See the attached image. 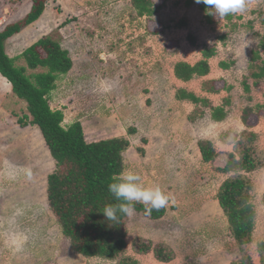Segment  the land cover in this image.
Returning <instances> with one entry per match:
<instances>
[{"label":"rangeland","instance_id":"rangeland-1","mask_svg":"<svg viewBox=\"0 0 264 264\" xmlns=\"http://www.w3.org/2000/svg\"><path fill=\"white\" fill-rule=\"evenodd\" d=\"M44 1L41 18L6 42V54L15 58L51 34L60 39L73 59L72 70L57 82L50 98L52 110L64 113L63 127L80 122L88 143L127 139L131 145L123 153L126 170L170 197L159 220L138 212L129 217L126 256L138 264H238L246 253L259 264L264 168L249 175L257 215L251 244L241 248L232 238L217 194L228 179L219 172L228 158L220 136L246 130L240 119L247 107L255 108L251 118L252 125L259 119L255 147L264 153V79L252 78L251 69L253 64L262 65L252 58L260 42L256 34L264 36V0H249L248 10L234 15L235 31L226 27V17L215 16L214 24H209L202 3L195 0H156L162 7L152 19L138 18L126 0ZM32 7L33 0H0V30L24 19ZM204 47L217 51L210 62L211 75L190 83L176 79L175 65H194L202 59ZM261 56L264 59L263 50ZM222 62L234 64L224 70ZM16 65L25 62L18 60ZM210 80L218 81L219 88L233 89L209 94L202 85ZM179 89L209 99L213 106L230 98L228 119L214 123L209 110L193 119L195 106L176 99ZM23 115H28L27 104L0 74V264H118L72 250L48 201L47 178L56 163L41 131L19 123ZM204 141L218 152L212 163L202 160L199 142ZM233 142L231 136L226 144ZM17 210L22 214L16 215ZM21 232L28 239L17 250L9 241ZM138 240L165 244L176 257L161 263L152 252L139 254Z\"/></svg>","mask_w":264,"mask_h":264},{"label":"trees","instance_id":"trees-1","mask_svg":"<svg viewBox=\"0 0 264 264\" xmlns=\"http://www.w3.org/2000/svg\"><path fill=\"white\" fill-rule=\"evenodd\" d=\"M126 1H129L138 18L152 19L162 7L156 6V0ZM201 8L206 11L204 4H201ZM45 10L44 0H33L32 11L24 19L0 30V74L12 85L13 94L27 104L28 115H23L19 123L35 126L41 131L56 163L55 172L47 178L48 201L72 250L87 258L118 264H138V261L126 256L129 217L121 214L119 221L113 222L106 220L102 213L106 205L118 203L108 191V185L118 180L119 175L126 170L123 153L130 148V142L119 138L88 143L80 122L69 128L63 127L64 113L52 110L50 98L57 89V82L72 70L73 59L54 34L41 38L15 58L6 54V42L35 24ZM206 17L209 24H214L213 16L207 14ZM234 17H226V27L235 31L238 25L233 23ZM241 18L238 17L239 20ZM256 36L260 38V42L258 50L253 51L252 60L261 61L262 65L253 64L251 69L254 70L252 78L260 81L264 79V59L261 56V51H264V36ZM225 39L226 37L222 38ZM190 40L195 44L192 37ZM216 56L215 48L204 47L202 59L194 65L186 62L175 65L176 79L187 83L207 77L211 72L210 60ZM18 60H24L25 66H17ZM233 64L222 62L220 67L228 70ZM29 71L32 73L28 74ZM244 86V90L249 93L247 81ZM226 87L219 88L216 80L205 81L202 85L205 92L214 95L230 93L233 89L231 86ZM176 99L195 106L193 119L204 117L205 110H209L211 119L215 122H223L228 117L231 105V99L226 98L221 106H213L208 99L183 89L177 91ZM260 107L262 108L261 105ZM255 114V108L247 107L243 111L242 121L246 124ZM221 139L227 142L228 134L222 135ZM256 140L257 135L248 131L234 135L233 151L227 155L225 166L219 169V172L228 175V179L219 188L218 204L227 218L232 238L241 248L252 243L257 216L252 202L253 184L249 175L264 168V153L256 149ZM199 150L203 162L215 161L217 152L211 142H199ZM135 207V212L151 220L163 218L167 210L165 207L147 215L142 204H136ZM141 241L138 240L135 245L139 254L152 252L161 263H171L176 257L174 250L165 244L152 245L151 242ZM258 252L259 264H264V242L258 244ZM238 264L256 263L244 253Z\"/></svg>","mask_w":264,"mask_h":264},{"label":"clouds","instance_id":"clouds-1","mask_svg":"<svg viewBox=\"0 0 264 264\" xmlns=\"http://www.w3.org/2000/svg\"><path fill=\"white\" fill-rule=\"evenodd\" d=\"M195 3L204 4L208 15L220 18L243 14L249 6V0H195ZM108 191L118 203L106 205L102 213L106 220L113 222H118L121 214L126 217L133 216L136 204H142L145 213L151 215L153 210L165 208L170 200L159 186H146L141 176L130 170L123 171L118 180L109 183ZM20 214L22 211L17 210L16 215ZM27 239V235L22 232L14 233L9 242L18 250Z\"/></svg>","mask_w":264,"mask_h":264},{"label":"crops","instance_id":"crops-1","mask_svg":"<svg viewBox=\"0 0 264 264\" xmlns=\"http://www.w3.org/2000/svg\"><path fill=\"white\" fill-rule=\"evenodd\" d=\"M212 60V59H211ZM211 60H210V62H211ZM200 61V60H199ZM190 64V63H189ZM192 65V64H191ZM210 66H211V63H210ZM211 73H212V66H211V72H210V74L208 75V76H210L211 75ZM207 76V77H208ZM206 78V77H205ZM200 79H204V78H200ZM196 80V79H195ZM192 81H194V80H192ZM192 81H190V82H192ZM190 82H187V83H190ZM185 83V82H184ZM183 90H186V89H183ZM187 92H190V93H193V92H191V91H188V90H186ZM195 94V93H194ZM221 94V93H220ZM196 95V94H195ZM212 95H214V94H212ZM219 95V94H218ZM209 100V99H208ZM210 101V100H209ZM219 106H221V105H219ZM230 109V108H229ZM246 109V108H245ZM244 111V110H243ZM243 111H242V116H243ZM229 113H230V111H229ZM210 115H211V113H210ZM228 116H229V114H228ZM242 116H241V122H242V125H243V127L246 129L245 131H248V132H252V133H254V134H256V132L254 131L255 129H256V127H257V122L259 121V119L257 118L256 119V122H255V124L253 123V125H252V123H251V119H249L248 120V122L245 124L243 121H242ZM211 117V116H210ZM228 118H226L223 122H225L226 120H227ZM223 122H215L214 121V123H223ZM250 125L252 126V127H250ZM242 132H244V130L242 131ZM241 132V133H242ZM228 134V140L231 138V136H232V138H233V140H234V135H238V134H230V133H227ZM224 135V134H223ZM257 135V134H256ZM221 137H222V135L220 136V140L222 141V139H221ZM223 142V141H222ZM227 142H224V143H222L223 145H225L226 147L223 149V150H226V153H231L232 151H233V146H230V145H228V144H226ZM213 144V143H212ZM232 148H230V147ZM215 150H216V148H215ZM216 152H217V150H216ZM221 152H223V151H221ZM201 153V152H200ZM227 154V155H228ZM217 155H218V152H217Z\"/></svg>","mask_w":264,"mask_h":264}]
</instances>
